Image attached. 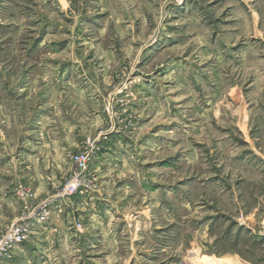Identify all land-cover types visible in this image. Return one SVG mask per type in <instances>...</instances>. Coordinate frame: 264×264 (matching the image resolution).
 Instances as JSON below:
<instances>
[{"label": "rangeland", "instance_id": "374dc122", "mask_svg": "<svg viewBox=\"0 0 264 264\" xmlns=\"http://www.w3.org/2000/svg\"><path fill=\"white\" fill-rule=\"evenodd\" d=\"M84 152L79 205L77 168L37 196L28 161ZM0 175V232L53 200L27 264H264V0H0Z\"/></svg>", "mask_w": 264, "mask_h": 264}, {"label": "crops", "instance_id": "0c3cea01", "mask_svg": "<svg viewBox=\"0 0 264 264\" xmlns=\"http://www.w3.org/2000/svg\"><path fill=\"white\" fill-rule=\"evenodd\" d=\"M36 159L32 160V164L30 161L27 162V168L29 170V167L32 168V174H25L26 179L31 178V183L34 184V188L36 190L37 196L39 197H45L50 191L54 189L55 182L59 185L62 183V178L67 175V173L71 174L73 171H75L76 167L73 164V162H64V165L62 166V162H57V164H52V167L49 168V166H42L38 162L35 161ZM25 162H23L21 165L22 168H24ZM99 169L103 166H105V163H100ZM64 167V175L62 174ZM44 168V169H43ZM51 169V171L49 170ZM107 169V168H106ZM102 171L104 174L101 176V183H102V189L100 190V193L95 194L89 199V202H87V197H85V203L81 202L83 206H87L88 208L94 209L95 202L98 203L97 207L100 208V212L105 209L108 210V205L104 201L107 200L109 197V194L107 191H105V185H108L109 182H111V176L112 173H105L104 170ZM30 172V171H28ZM111 173V174H110ZM18 177V176H17ZM24 177V176H23ZM1 175H0V228L2 225L10 220L16 219L20 212V204L19 201L16 199V197L13 194V188L11 186L12 180L10 181V184H4L1 181ZM50 181H52V186ZM83 196L79 193L73 195L70 197V200H73L71 205H74V200L76 201L77 205H79V201H82ZM66 203V202H65ZM64 204L62 202H58L56 208H55V214L57 212L61 211L60 209H57L59 207H62ZM79 208V206H78ZM42 228V227H41ZM41 228H37L34 232L33 238L30 241H27L22 244H18L14 247L11 257L7 260L9 264H27L29 263L28 258H35V254L37 255L39 252L42 251L43 247L47 244V240L45 237V232L41 230ZM109 230V227L107 224H98L94 226L93 228H89L85 238L87 241V244L89 247H94L97 245L98 248L104 251L107 246L106 238L108 237V234L106 231ZM102 236V241L99 240V238ZM50 240V239H49ZM48 240V241H49ZM87 246V245H86ZM106 251V250H105ZM92 255V254H91ZM109 255L103 254L101 258H108ZM210 256V255H207ZM92 258V257H91ZM133 258H136L133 256ZM217 258V257H215ZM196 261L200 263V261L203 259L201 258H195ZM196 263V262H195Z\"/></svg>", "mask_w": 264, "mask_h": 264}, {"label": "built area", "instance_id": "2783aa9c", "mask_svg": "<svg viewBox=\"0 0 264 264\" xmlns=\"http://www.w3.org/2000/svg\"><path fill=\"white\" fill-rule=\"evenodd\" d=\"M90 159V153L84 152L72 156V161L76 164L77 172L74 176L65 184L62 192L58 196L71 197L77 193H83V189L86 185V174L88 163ZM23 201L24 214L20 220L6 225L0 232V264L5 261L6 258L11 257L13 248L21 243L27 242L34 234L37 228H41L42 224L50 214V205L53 200H46L40 204L31 205L28 202L27 193L23 196H19Z\"/></svg>", "mask_w": 264, "mask_h": 264}]
</instances>
